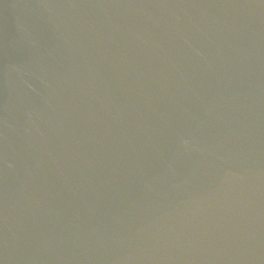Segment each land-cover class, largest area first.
I'll return each instance as SVG.
<instances>
[{"label":"water","instance_id":"water-1","mask_svg":"<svg viewBox=\"0 0 264 264\" xmlns=\"http://www.w3.org/2000/svg\"><path fill=\"white\" fill-rule=\"evenodd\" d=\"M0 264H264V0H0Z\"/></svg>","mask_w":264,"mask_h":264}]
</instances>
